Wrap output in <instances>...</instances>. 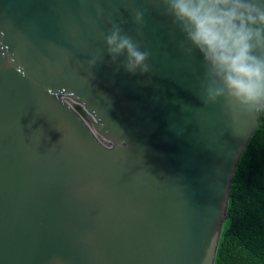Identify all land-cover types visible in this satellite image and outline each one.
I'll return each mask as SVG.
<instances>
[{
  "label": "water",
  "instance_id": "95a60500",
  "mask_svg": "<svg viewBox=\"0 0 264 264\" xmlns=\"http://www.w3.org/2000/svg\"><path fill=\"white\" fill-rule=\"evenodd\" d=\"M113 23L149 72L112 61ZM184 39L159 0H0V264H216L264 108L206 105Z\"/></svg>",
  "mask_w": 264,
  "mask_h": 264
},
{
  "label": "clouds",
  "instance_id": "9594fccd",
  "mask_svg": "<svg viewBox=\"0 0 264 264\" xmlns=\"http://www.w3.org/2000/svg\"><path fill=\"white\" fill-rule=\"evenodd\" d=\"M165 13L184 34L180 47L185 54L199 51L203 60L201 80L204 103L223 98L230 110L247 112L264 108V0H159ZM145 10L131 14L137 26L144 25ZM113 62L128 72H149L150 53L113 23L103 34ZM94 58L90 63L94 64Z\"/></svg>",
  "mask_w": 264,
  "mask_h": 264
},
{
  "label": "trees",
  "instance_id": "16d2710c",
  "mask_svg": "<svg viewBox=\"0 0 264 264\" xmlns=\"http://www.w3.org/2000/svg\"><path fill=\"white\" fill-rule=\"evenodd\" d=\"M216 264H264V109L234 172Z\"/></svg>",
  "mask_w": 264,
  "mask_h": 264
},
{
  "label": "rangeland",
  "instance_id": "374dc122",
  "mask_svg": "<svg viewBox=\"0 0 264 264\" xmlns=\"http://www.w3.org/2000/svg\"><path fill=\"white\" fill-rule=\"evenodd\" d=\"M219 219H220V221H221V219H223V216H221Z\"/></svg>",
  "mask_w": 264,
  "mask_h": 264
},
{
  "label": "bare ground",
  "instance_id": "6f19581e",
  "mask_svg": "<svg viewBox=\"0 0 264 264\" xmlns=\"http://www.w3.org/2000/svg\"><path fill=\"white\" fill-rule=\"evenodd\" d=\"M223 219H224V217H223ZM223 219H221V221H223Z\"/></svg>",
  "mask_w": 264,
  "mask_h": 264
}]
</instances>
